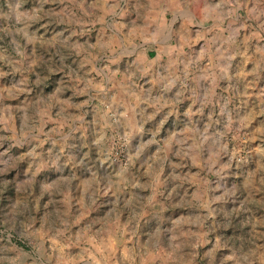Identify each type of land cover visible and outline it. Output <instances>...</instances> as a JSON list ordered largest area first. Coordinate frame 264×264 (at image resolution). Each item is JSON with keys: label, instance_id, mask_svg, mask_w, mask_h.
Segmentation results:
<instances>
[{"label": "rangeland", "instance_id": "rangeland-1", "mask_svg": "<svg viewBox=\"0 0 264 264\" xmlns=\"http://www.w3.org/2000/svg\"><path fill=\"white\" fill-rule=\"evenodd\" d=\"M159 1L0 0V264H264V0Z\"/></svg>", "mask_w": 264, "mask_h": 264}, {"label": "crops", "instance_id": "crops-1", "mask_svg": "<svg viewBox=\"0 0 264 264\" xmlns=\"http://www.w3.org/2000/svg\"><path fill=\"white\" fill-rule=\"evenodd\" d=\"M181 1L182 0H175V2L171 1V2H169V4L174 6V4H172V3H179ZM162 2L166 3L164 0H160L156 4H151L149 9H151L154 12L149 10V12L147 13L146 25H148V26L150 25L152 27L151 28L152 32H156V33L164 32V23L168 22V20H169L166 17V15H165V10H166V7H168V5L167 6L162 5L163 4ZM174 8H175V12H174V15H175L179 11V9H178L179 7H174ZM181 11H183V10H181ZM133 18H134V16H131V19H133ZM180 19L189 20V16H181V17H178L176 20L174 18H172L171 20L173 22V25H175V23L177 21H179ZM186 24L188 25V22H186ZM187 25H185V26H187ZM161 77H162V75H161ZM165 79L166 80L164 81L165 84H164L163 88L167 87V78H166V76H165ZM177 96L176 95L175 96H170V98L175 100L174 102H172V105H175V103H177V101H178V97Z\"/></svg>", "mask_w": 264, "mask_h": 264}]
</instances>
